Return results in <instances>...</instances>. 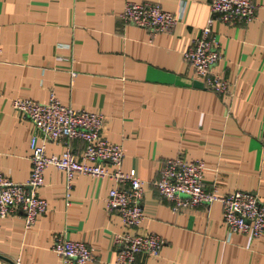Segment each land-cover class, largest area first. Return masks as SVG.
Here are the masks:
<instances>
[{
  "label": "crops",
  "instance_id": "obj_1",
  "mask_svg": "<svg viewBox=\"0 0 264 264\" xmlns=\"http://www.w3.org/2000/svg\"><path fill=\"white\" fill-rule=\"evenodd\" d=\"M128 2L172 13L183 3L185 13L171 34L152 38L122 21ZM210 2L0 0V175L23 184L32 171L36 129L12 101L48 103L55 94L66 106L104 115L102 136L123 146V171H137L146 183L147 215L139 229L127 230L107 208L111 179L77 175L67 198L65 174L50 167L38 190L48 212L31 228L21 211L0 217V264H77L52 252L59 234L87 243L95 252L89 264H115L114 237L126 233L165 241L160 256L138 255L141 264H264V237L229 236L221 203L174 213L152 185L164 161L181 156L205 162V187L218 196L244 191L264 203V0H253L257 17L248 25L214 23L223 52L216 70L232 96L199 86L184 60L211 18ZM84 146L72 142L76 155ZM63 150L46 145L48 155Z\"/></svg>",
  "mask_w": 264,
  "mask_h": 264
},
{
  "label": "built area",
  "instance_id": "obj_2",
  "mask_svg": "<svg viewBox=\"0 0 264 264\" xmlns=\"http://www.w3.org/2000/svg\"><path fill=\"white\" fill-rule=\"evenodd\" d=\"M210 10L211 18L201 37L184 53V60L204 87L220 96H232V86L216 70L223 60V52L213 26L216 19L226 24L248 25L256 19L258 5L253 0H211ZM184 13L183 3L178 13H172L159 4L128 2L121 19L127 25L146 29L154 38L159 34H171ZM1 56L0 48V61ZM72 75L76 76L75 73ZM12 108L36 129L30 140L32 171L23 184L0 175V217L6 218L21 211L26 227L31 228L48 212V203L39 197L38 190L44 185L46 171L55 167L66 176L67 198L77 175L111 179L115 187L109 192L107 208L118 213L127 230L139 229L144 224L147 218L143 205L146 183L137 171H123V146L103 138V114L66 106L55 94L48 103L14 99ZM73 141L84 143L80 155L73 152ZM47 143L63 144L64 150L60 155H48ZM260 143L264 148V127ZM205 170L203 160L188 161L181 156L167 159L152 185L162 199L171 203L174 213L219 202L229 236L246 235L252 240L264 237V203L255 194L244 191L218 196L215 188L205 187ZM113 245L118 250L115 264H141L137 261L138 255L160 256L165 241L155 233H126L115 235ZM51 250L65 262L89 264L95 260V252L87 243L71 241L63 234L54 237ZM12 264H20V261Z\"/></svg>",
  "mask_w": 264,
  "mask_h": 264
},
{
  "label": "water",
  "instance_id": "obj_3",
  "mask_svg": "<svg viewBox=\"0 0 264 264\" xmlns=\"http://www.w3.org/2000/svg\"><path fill=\"white\" fill-rule=\"evenodd\" d=\"M200 85H202V83H201V82H200L199 86H200ZM1 258H2V257H1ZM10 263H11V261H10Z\"/></svg>",
  "mask_w": 264,
  "mask_h": 264
}]
</instances>
